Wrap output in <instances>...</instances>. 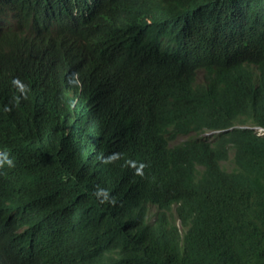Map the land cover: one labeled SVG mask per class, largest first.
Listing matches in <instances>:
<instances>
[{
  "label": "trees",
  "instance_id": "1",
  "mask_svg": "<svg viewBox=\"0 0 264 264\" xmlns=\"http://www.w3.org/2000/svg\"><path fill=\"white\" fill-rule=\"evenodd\" d=\"M250 1L0 0L20 21L0 37V235L53 200L25 243L0 238V264H54L49 246L62 264H264V18ZM166 3L193 15L208 57L201 72L149 64L103 79L139 107L126 145L122 104H92L95 74L109 55L157 52ZM79 90L89 127L69 110Z\"/></svg>",
  "mask_w": 264,
  "mask_h": 264
},
{
  "label": "clouds",
  "instance_id": "2",
  "mask_svg": "<svg viewBox=\"0 0 264 264\" xmlns=\"http://www.w3.org/2000/svg\"><path fill=\"white\" fill-rule=\"evenodd\" d=\"M16 15L17 14H16L15 11H13V13L11 15H0V37H2L4 34L8 33L9 31H11L13 29V27L15 25L13 20H18L19 21V19H18V17ZM192 16L190 17V15H188L187 19H186V20H188L189 26L193 23L192 21L191 22L189 21V20L193 19ZM195 19H196V17H195ZM21 24L26 26L25 23H21ZM189 33L194 35L192 33V31H191V28H190V32ZM194 36H197V35H194ZM161 45H162V41H161ZM161 45H160V48H161ZM160 48L158 49V51L160 50ZM158 51L155 52V53H158ZM155 53H149L148 56L150 54H155ZM115 55H118V54H115ZM109 56H113V55H109ZM123 58H125V57H123ZM144 58H146V57H144ZM144 58H141V59H138V60H135L133 58H129V59L125 58V59L126 60H130L132 62H138V61H140V60H142ZM150 64H155V63H150ZM147 65H149V64H146L144 66H136V67L128 65V66H117V67H115L113 69H103L101 67V64H99V67H98L99 68V72H98L97 75L95 74L97 80L93 84V86L96 87V88H94L93 91H96V90L97 91L94 93V96L91 99L92 104L94 106H97L98 108H107V107H110L112 105L117 106L119 104H122V107H123L122 109H124V111L122 113H119V117L113 122V126H114L113 128L117 131V133L119 135H121V140L125 141L126 145L132 144L134 142V138L137 137L140 134L139 126H140L141 114H140L139 107H137V105L135 103L120 102L117 97H115L112 93L107 91L106 87L103 85L104 84L103 79L108 74L114 72V69H115V71L117 69L123 68V67L136 69V68L145 67ZM157 65H159V64H157ZM160 66H164V65H160ZM167 67H170V66H167ZM170 68H172V67H170ZM193 70H195V69H193ZM202 71H204V69ZM195 72H201V71H195ZM60 83L62 84V86L67 85V82L65 81L64 78L60 79ZM85 88H87V87H85ZM83 93H84V91L79 90V92H77L75 95L72 94V93L70 94L69 110H70L71 116H73L75 122H77L78 125L82 126V125L87 123V127H89L90 123H92V119L89 118L87 115H84L81 112V101H82V99L84 100L85 98L88 97L86 94L84 95ZM4 99L1 98L0 101H2ZM4 105L1 106L0 108L1 109L5 108ZM131 109H134V112L136 113L135 117H134L133 125L129 129L124 128V131H120L118 125L116 124V121L118 119H120L121 117L129 114ZM135 128H138V130L135 133H133V129H135ZM253 129L256 131L257 135L264 134V130L261 129V128L253 127ZM229 130L230 129H227L226 131H229ZM217 132L218 131H208V132H204L202 135H211V134H214V133H217ZM191 135L192 134L187 135V136H183V138H175V139L169 140L165 145H169V144L172 145L174 143L184 142V141L188 140L191 137ZM4 163H7L10 166L12 162H11V160L5 158ZM157 170L155 168H149L147 174H145V176L143 178L146 177V178H156L157 179ZM138 175H141V171L140 170L138 172ZM46 197L48 198L49 194H47ZM55 197L56 196H53V199ZM42 198H43V196H42ZM155 201H156V203L155 202L153 203L150 200V203H149L150 204V208H151L152 211H153V209L155 207H157V210L161 209V205H160L159 201H157V200H155ZM52 204H53V200H51V199L49 201H45V204H43L41 209H38V210L35 211V214H34L35 216H34L33 220H30V221H27V222H23V223H21L19 225H16V226L15 225L10 226L8 228V230L2 231V233L0 235V238H4V239L8 240L10 243H13V244H23V243H25L30 238V236L33 234V232L37 228L42 226L43 219L46 218V216L50 213V210L52 208ZM169 213H171V209L169 210ZM28 225H30V226L26 227ZM23 228H25L26 231H24L23 233L19 234L18 233L19 229H23ZM48 249H50L48 251L49 258L53 259L54 264H62V262L59 261L60 258H63V262H65V263L68 262L69 258L65 257V255L62 252H58L56 248L55 249H51L50 246H49ZM9 258L11 260L10 264H31V260L29 258H27L25 255H21V256L11 255ZM162 259L163 260L165 259L163 264H170V263L167 262L165 256H163L161 258V260Z\"/></svg>",
  "mask_w": 264,
  "mask_h": 264
},
{
  "label": "rangeland",
  "instance_id": "3",
  "mask_svg": "<svg viewBox=\"0 0 264 264\" xmlns=\"http://www.w3.org/2000/svg\"><path fill=\"white\" fill-rule=\"evenodd\" d=\"M249 5L251 9L264 18V0H251ZM162 10L164 16L162 19L160 17V31L158 34H155L162 41L158 53L150 54L138 62L126 60L120 55L107 56L101 62V67L103 69H113L117 66L129 65L136 67L155 63L172 68H187L195 69L194 71H202L204 68L201 66L207 60L209 48L200 49L196 47L198 37L189 33L190 26L188 20H186L187 13L190 12L178 8L171 3H166ZM178 14L180 15L179 17ZM189 21L191 22V20ZM135 114L134 109H131L129 114L116 121L120 131H124V128L129 129L133 125ZM24 231H26L25 228L19 229L18 233L21 234Z\"/></svg>",
  "mask_w": 264,
  "mask_h": 264
},
{
  "label": "bare ground",
  "instance_id": "4",
  "mask_svg": "<svg viewBox=\"0 0 264 264\" xmlns=\"http://www.w3.org/2000/svg\"><path fill=\"white\" fill-rule=\"evenodd\" d=\"M204 65H205V64H204ZM204 65H203V66H204ZM203 66H202V67H203ZM137 130H138V128L133 129V133H135ZM149 153H150V152H149ZM66 257H68V256H66Z\"/></svg>",
  "mask_w": 264,
  "mask_h": 264
}]
</instances>
